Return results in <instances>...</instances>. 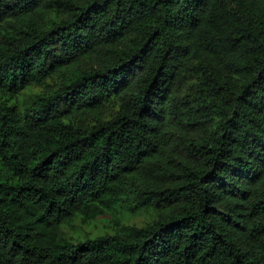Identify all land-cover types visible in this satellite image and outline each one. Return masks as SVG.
<instances>
[{
	"label": "trees",
	"instance_id": "1",
	"mask_svg": "<svg viewBox=\"0 0 264 264\" xmlns=\"http://www.w3.org/2000/svg\"><path fill=\"white\" fill-rule=\"evenodd\" d=\"M0 264H264V0H0Z\"/></svg>",
	"mask_w": 264,
	"mask_h": 264
},
{
	"label": "rangeland",
	"instance_id": "2",
	"mask_svg": "<svg viewBox=\"0 0 264 264\" xmlns=\"http://www.w3.org/2000/svg\"><path fill=\"white\" fill-rule=\"evenodd\" d=\"M23 101V100H22ZM141 218L133 219L132 221L141 223ZM106 222L104 220L98 219L89 224H82L80 220L73 223L70 228V233L75 237H83L85 234L99 235L106 231Z\"/></svg>",
	"mask_w": 264,
	"mask_h": 264
}]
</instances>
